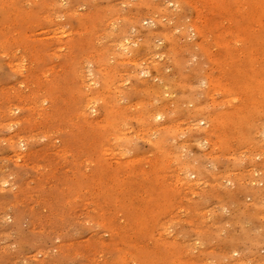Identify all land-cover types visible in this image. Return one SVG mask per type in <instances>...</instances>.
<instances>
[{
  "label": "rangeland",
  "instance_id": "rangeland-1",
  "mask_svg": "<svg viewBox=\"0 0 264 264\" xmlns=\"http://www.w3.org/2000/svg\"><path fill=\"white\" fill-rule=\"evenodd\" d=\"M0 264H264V0H0Z\"/></svg>",
  "mask_w": 264,
  "mask_h": 264
}]
</instances>
